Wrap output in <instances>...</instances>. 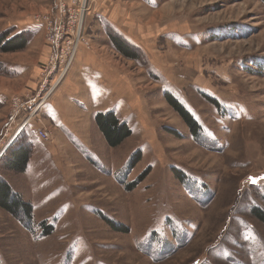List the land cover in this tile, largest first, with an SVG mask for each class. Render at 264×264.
Returning <instances> with one entry per match:
<instances>
[{"label": "rangeland", "instance_id": "1", "mask_svg": "<svg viewBox=\"0 0 264 264\" xmlns=\"http://www.w3.org/2000/svg\"><path fill=\"white\" fill-rule=\"evenodd\" d=\"M94 1L78 53L96 52L126 76L134 107L99 112L132 134L110 146L98 101L80 107L82 135L54 126L44 113L52 97L23 135L34 148L26 172L0 173L33 209L23 224L0 208V264H264V225L251 213L264 211V0ZM77 9L73 0H0V36L30 40L0 52V153L17 128L8 134L14 98L38 95L53 68L48 30L33 23H67ZM107 25L148 64L114 49ZM166 93L201 126L198 141ZM40 126L53 142L38 139Z\"/></svg>", "mask_w": 264, "mask_h": 264}, {"label": "trees", "instance_id": "2", "mask_svg": "<svg viewBox=\"0 0 264 264\" xmlns=\"http://www.w3.org/2000/svg\"><path fill=\"white\" fill-rule=\"evenodd\" d=\"M107 36L110 40L111 46L118 50L124 57L135 60L136 62L147 65L143 50L137 46H131L126 38L120 33L116 32L110 25L105 26ZM3 36V37H2ZM0 36V52L11 53L22 51L28 46L30 40L25 34H16L13 37L8 35ZM166 100L170 106L178 112L183 118L184 122L190 128L193 138L198 141L201 135V126L197 123L195 118L190 114L188 109L179 103V101L169 93H166ZM208 101L218 108V103L214 99L208 98ZM98 128H100L107 143L112 147H118L122 142L129 138L132 134L131 129L126 123L117 118L114 112L108 111L97 113L95 116ZM26 136V135H25ZM23 136L13 147L0 159V173L14 172L23 174L26 172L29 161L33 155V143L26 136ZM26 140L27 143L22 145ZM24 144V143H23ZM178 177L183 178L182 174L174 170ZM0 208L8 212L11 216L16 218L23 224L30 223L33 218V209L29 203H25L22 197L12 191L4 178L0 175ZM252 216L259 220L264 225V211L259 208H254L251 211ZM45 228L46 225H45ZM127 231V229H126ZM46 233V232H45ZM49 234V233H48Z\"/></svg>", "mask_w": 264, "mask_h": 264}, {"label": "crops", "instance_id": "3", "mask_svg": "<svg viewBox=\"0 0 264 264\" xmlns=\"http://www.w3.org/2000/svg\"><path fill=\"white\" fill-rule=\"evenodd\" d=\"M100 8L98 12L102 15L106 13L108 16L106 6L105 8L100 6ZM112 19L115 20L114 24L123 30L121 22L114 17ZM64 82L53 96L52 104L50 103L44 110L47 117H52V120L55 121V123H52L54 126L59 127L61 121H63L62 124L68 125V129L83 134L86 129L85 124H82V126L74 120L83 119L80 107H83L87 101L102 103L103 106L96 108V113L113 110V108L115 112L117 110L120 112L119 108L123 109L126 105L134 107V104L130 103L135 102V95L129 91L132 90V87L129 85L126 76L115 71L96 52L86 50L79 52L73 68ZM124 118H126L125 115ZM51 140H53V137Z\"/></svg>", "mask_w": 264, "mask_h": 264}, {"label": "built area", "instance_id": "4", "mask_svg": "<svg viewBox=\"0 0 264 264\" xmlns=\"http://www.w3.org/2000/svg\"><path fill=\"white\" fill-rule=\"evenodd\" d=\"M75 5H78V9L69 16L67 23H61L58 19L52 22L51 19L44 21L37 18L33 24L42 31L48 30V41L51 44V55L49 57V65L53 67L49 73V76H45L43 80V86L39 90L38 95L35 97H29L27 101L22 103L20 99L14 98V110L10 115L9 122L7 124L8 134L11 133L15 127H17L12 134L9 135L5 148L0 153V157L5 155L7 149H9L14 142H17L27 132L28 128L41 116L43 107L49 103L51 98L55 95L57 90L65 83L68 74L73 68L76 56L78 55V49L83 47V41L85 38V28L87 22V16L93 8L96 6L94 0H73ZM62 12L65 7L59 6ZM65 44L67 47L65 48ZM50 76L54 77L52 83L48 82ZM37 136L40 141L49 142L52 139V133L46 128L40 126L37 129Z\"/></svg>", "mask_w": 264, "mask_h": 264}]
</instances>
